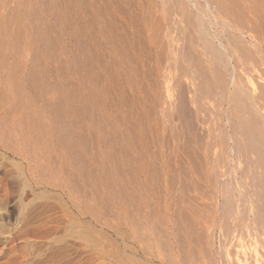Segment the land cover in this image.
Masks as SVG:
<instances>
[{
  "label": "bare ground",
  "instance_id": "obj_1",
  "mask_svg": "<svg viewBox=\"0 0 264 264\" xmlns=\"http://www.w3.org/2000/svg\"><path fill=\"white\" fill-rule=\"evenodd\" d=\"M0 170L32 258L264 264V0H0Z\"/></svg>",
  "mask_w": 264,
  "mask_h": 264
},
{
  "label": "rangeland",
  "instance_id": "obj_2",
  "mask_svg": "<svg viewBox=\"0 0 264 264\" xmlns=\"http://www.w3.org/2000/svg\"><path fill=\"white\" fill-rule=\"evenodd\" d=\"M203 117H204V119L205 118H207V115L205 116V113L203 114ZM208 119V118H207ZM211 120V119H210ZM0 176L2 177L3 175H2V170H0ZM11 185H13V186H11L12 187V190L14 189H16V185L15 184H11ZM13 190V191H14ZM161 193H163V192H161ZM173 193V194H172ZM170 195L169 194H162V195H164L163 197H164V199H166V200H164V199H162L163 197L162 196H160V198L163 200V202H162V200L158 197V200L157 201H160L161 200V203L164 205V203L167 201V200H169V199H171V203L173 202V203H176V201L178 200V198H180V197H183V199H186V200H188L189 198H187V197H191V193H188V192H185L184 193V195L183 196H179L178 194H174V192H172ZM47 195L49 196V194L47 193ZM166 197V198H165ZM35 198V203L33 202L32 203V206L34 205V204H38V202H41V200L42 199H39L38 198V196L37 197H34ZM40 200H38V199ZM173 198H176V199H173ZM15 199V200H14ZM11 198V202L10 201H8L5 205H2L1 207L3 208V211H4V209H5V211L3 212V211H1V213H0V217H1V219L2 220H5V221H3V223H2V221H1V219H0V224H2L4 227L2 228L1 227V225H0V231H2L1 233H0V236L2 235V236H4V238L6 239V242H5V239H3L2 237V239L0 240V264H34V262H35V264H111V261H110V258H108V253L109 252H111L110 250H108V248L109 249H111V247L109 246L110 245V242H109V238L106 236V234H105V232H95V231H99V228L98 227H93V228H91V229H94V230H91L92 232H91V234H89L90 235V237H86V235L88 236V234H87V232H85V230H84V225H89L88 223H87V221H90V218H88V217H85V216H80V218H78L77 219V217H75L74 219H73V221H75V223H72V224H68V226H69V229H70V227H73L74 226V228L72 229V231H71V229H70V231L68 230V228H66L65 230H63V231H61V232H59V234L58 235H56V236H58L59 237V239H60V237L61 236H63L62 238H64V242H67V244H59L58 242H55V243H53L54 245H52V246H54L53 247V249H51L50 248V251L51 250H53L52 252H50L48 249L47 250H44L40 245H38L37 244V247H35L34 249H36V254H34L35 256H34V258H32L31 257V255H30V252H31V249H29L30 248V246L31 245H36V244H31L30 242H32V239L34 240L35 238H34V234H32V233H28V230H30L28 227H26V226H21L20 227V215L18 216V214H19V209L17 208L18 206H17V202H16V198ZM174 201H173V200ZM12 200H14V201H12ZM176 200V201H175ZM185 200V201H186ZM38 201V202H37ZM43 201V200H42ZM165 201V202H164ZM13 202V203H12ZM10 203V204H9ZM15 203V204H14ZM160 203V202H159ZM9 204V205H8ZM13 204V205H12ZM162 204H159L160 206H163ZM5 206V207H4ZM12 206L14 207L13 209H12ZM16 206V207H15ZM174 207H176L174 204H173V208ZM7 208V209H6ZM16 208V209H15ZM11 209V210H10ZM208 215L209 213L207 212V211H201V217L204 219L206 216H205V213ZM4 213H6L5 215H3ZM11 213V214H10ZM10 214V215H9ZM2 215V216H1ZM205 216V217H204ZM18 219V220H17ZM80 219H82L81 221H84V225L83 224H80ZM16 220H17V222H16ZM77 222H78V224H77ZM81 223H83V222H81ZM87 223V224H86ZM16 224H18V225H16ZM75 225H76V228H75ZM78 227V228H77ZM1 228H2V230H1ZM16 228H18V233H16ZM20 228L23 230V233L22 232H20ZM23 228H25V229H23ZM27 228V229H26ZM31 228V227H30ZM5 229V230H4ZM7 229V230H6ZM11 229H14L13 230V232H12V230ZM97 229V230H96ZM6 231L8 232H10V234H9V232L8 233H6ZM66 233H65V232ZM69 231V232H68ZM6 234V236H8V237H6L5 236V234ZM27 233H28V235H27ZM63 233H65L66 234V236H65V234H63ZM9 234V235H8ZM11 234H13L12 236H11ZM14 234L16 235H18L19 237H17V235L16 236H14ZM25 234L27 235V239L28 240H25V241H23V243H22V240L23 239H26V236H25ZM32 236H30V235ZM10 236H11V238H10ZM28 236H29V238H28ZM130 236V235H129ZM23 237V238H22ZM31 237V238H30ZM10 238V239H9ZM14 238H15V241H14ZM19 238H22V239H20V241H19ZM60 239V241L61 240H63V239ZM106 238H108V239H106ZM129 238H131L132 239V241L131 240H129L128 239V242H129V245H133L132 247H136L134 250H132V254H134V253H137V254H139V255H137V254H135L136 255V257L138 258L139 256V259L142 257V260L144 259V257L147 255V253H145L144 254V252H146L145 251V248H143L144 247V245L142 244V243H139V242H136L137 240H138V238L137 237H129ZM137 238V239H136ZM13 239V240H12ZM59 239H57L56 237H55V241H57V240H59ZM136 240L135 242H133L134 240ZM30 240V241H29ZM108 240V241H107ZM10 241H14L13 243L12 242H10ZM29 241V242H28ZM131 241V242H130ZM108 242H109V245H108ZM25 243V244H24ZM29 243H30V245H29ZM63 243V242H62ZM75 243V244H74ZM79 245H78V244ZM133 243V244H132ZM24 246L25 247V249H21V248H24V247H22V246ZM27 247H26V246ZM77 245H78V247H77ZM139 245H141V246H139ZM39 246V247H38ZM62 246V247H61ZM69 248L68 250L66 249L67 247ZM130 246V247H131ZM143 246V247H142ZM66 247V248H65ZM72 247V250L70 249ZM76 247V248H75ZM131 247V248H132ZM142 247V248H141ZM27 248V249H26ZM38 248V249H37ZM40 248H42V249H40ZM60 248H62L61 249V252L60 251H58V250H60ZM74 248V249H73ZM136 249H137V251H136ZM139 249H141V250H139ZM142 249H144V250H142ZM71 250V252H69ZM109 251L108 253H106L105 254V258H104V253L102 254V251ZM28 251V252H27ZM63 251H64V253H63ZM68 251V252H67ZM134 251V252H133ZM65 252H67V254L65 255ZM143 252V253H142ZM28 255V253H29V255H28V257L27 256H25L24 257V255H26V254ZM51 253H54V254H51ZM60 253V254H59ZM61 256H59V255ZM111 254V253H110ZM109 254V255H110ZM141 254L143 255V256H141ZM54 255V257H52ZM64 255V256H63ZM68 255V256H67ZM145 255V256H144ZM190 255H191V258L193 257V256H195V253L193 252V253H190ZM58 256V258L56 259V257ZM106 256H107V258H106ZM30 257V259L28 260V258ZM54 259V261H52L53 259ZM47 258V259H46ZM27 259V260H26ZM104 259L107 261H104ZM206 259H207V255H205V254H202V261H200L201 263H199V262H196L195 261V263L196 264H206ZM51 260V262H49ZM30 261H32V262H30ZM186 261H191V260H186ZM30 262V263H29ZM191 264H194V261H192V263Z\"/></svg>",
  "mask_w": 264,
  "mask_h": 264
}]
</instances>
